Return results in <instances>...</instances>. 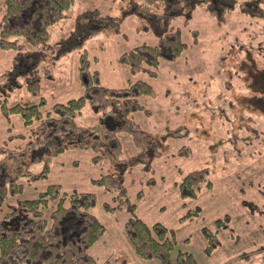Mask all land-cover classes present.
I'll list each match as a JSON object with an SVG mask.
<instances>
[{
	"label": "rangeland",
	"instance_id": "1",
	"mask_svg": "<svg viewBox=\"0 0 264 264\" xmlns=\"http://www.w3.org/2000/svg\"><path fill=\"white\" fill-rule=\"evenodd\" d=\"M213 0H199L189 16L178 15V27L186 48L176 58L160 59L152 75L132 71L121 53L142 42L154 44L157 35L142 19L129 12V0H72L64 14L50 25V37L41 47L39 90L32 93L18 77V85L5 88L16 49L0 48V145L22 148L32 138L38 120L26 125L18 112L3 111L15 102L43 100V114L53 103L84 93L80 57L85 54L89 70L98 71L102 85L124 87L130 81L146 79L154 94L140 95L145 107L130 117L149 131L156 153L147 152L145 162L126 169L123 183L134 213L148 225L160 222L173 229L175 245L170 263L177 264L179 250L192 253L197 264H264V14H247L244 5L264 9V0H227L233 6L211 7ZM98 8L119 19L114 31L98 32L78 47L58 51L60 40L74 27L77 14ZM3 6L0 0V21ZM29 46V44H26ZM6 113V114H5ZM86 103L75 120L89 125L99 119ZM122 155L134 154L137 147L127 132H119ZM91 149L70 148L51 160L46 177L28 183L9 194L0 206V218L9 204L32 198L48 184L63 191L93 192L91 210L104 225V233L89 248L98 264H162L157 258H142L134 250L124 229L131 215L116 204L114 193L93 182L114 166L107 159L94 162ZM206 168L211 182L195 198H181L177 182L194 169ZM33 171L40 169L35 163ZM110 204V205H111ZM200 207L193 219L180 221L186 209ZM229 217L217 228L215 219ZM216 232L210 254L201 228Z\"/></svg>",
	"mask_w": 264,
	"mask_h": 264
},
{
	"label": "trees",
	"instance_id": "2",
	"mask_svg": "<svg viewBox=\"0 0 264 264\" xmlns=\"http://www.w3.org/2000/svg\"><path fill=\"white\" fill-rule=\"evenodd\" d=\"M199 0H129V12L140 17L144 25L157 35L154 44L142 42L121 53V59L132 71L152 75L160 59L176 58L186 48L178 27L172 19L189 16ZM227 0L209 1L211 7L225 10L232 6ZM72 0H1L3 13L0 21V48L16 49L12 67L5 78V88L18 85L23 76L28 90H39V65L43 60L42 45L50 37V25L70 7ZM247 14L261 15L264 9L256 4L244 5ZM216 10V9H214ZM117 17L104 14L98 8L77 14L74 27L59 42L58 51L80 47L86 39L98 32L114 31L119 27ZM29 44V46H26ZM80 68L87 73L83 80L84 93L64 102H55L44 114L43 100L15 102L3 111L18 112L24 123H38L32 138L22 147L13 149L0 145V206L9 194L22 192V180L28 183L47 176L53 157L70 148L91 149L94 162L109 160L114 172H105L93 182L114 193L116 204L106 202V209L127 208L130 216L124 222L126 236L142 258H157L169 264V253L175 245L173 229L160 222L148 225L134 213L123 174L126 169L144 163L147 152L156 153L151 133L143 129L130 113L142 110L138 96H152L154 86L146 79H135L124 87H109L99 82L98 71H90L85 54L80 57ZM90 103L99 119L89 125L78 124L76 115ZM6 114V113H5ZM119 132H127L137 147L134 154L122 155ZM35 163L40 169L33 171ZM206 168L194 169L177 182L181 198H195L202 184L210 186ZM96 196L93 192L63 191L57 183H50L36 197L18 199L0 218V264H98L89 253L91 245L104 233V225L93 214ZM111 204V205H110ZM200 207L186 209L180 221L193 219ZM229 214L214 221L218 228ZM207 226L201 228L206 240L205 252L210 254L216 245V232ZM215 240V239H214ZM177 264H197L192 253L179 250Z\"/></svg>",
	"mask_w": 264,
	"mask_h": 264
}]
</instances>
